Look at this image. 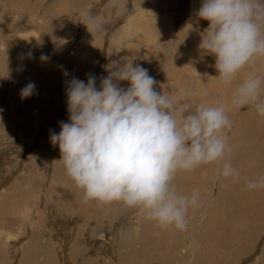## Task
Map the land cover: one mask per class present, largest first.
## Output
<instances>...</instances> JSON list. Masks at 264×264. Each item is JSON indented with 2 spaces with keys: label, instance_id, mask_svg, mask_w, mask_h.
Listing matches in <instances>:
<instances>
[{
  "label": "rangeland",
  "instance_id": "1",
  "mask_svg": "<svg viewBox=\"0 0 264 264\" xmlns=\"http://www.w3.org/2000/svg\"><path fill=\"white\" fill-rule=\"evenodd\" d=\"M27 1L29 2V0H24V1L23 0H15V1L10 0V2H9V0H0V4H1L0 8L4 7L6 9L5 11L2 8L0 9V20L2 21L3 19L7 18L8 22L13 23V20H12L13 17L18 18V21H17L18 24L9 23L12 25H9V30L6 32L7 34L5 36H3L4 39L8 40L7 46H6V49L4 48L2 50L3 51L7 50L6 53L9 51V52H12L15 54H21L22 53L21 46L27 45L30 40H32V42H35L36 44L35 43L34 44L36 46V49L38 48L36 50L37 56L32 55L33 58H32V62H31L30 67H29L30 59L28 60V63H24L20 67L21 69L19 70L18 73L22 74L24 76L27 75L26 79H24L23 81H20L22 76H19V74L15 73L13 71H9V70L6 71L5 67H4L5 69L3 67H0V73L2 72L0 74V77H1L0 78V80H1L0 81V91L1 90L4 92L6 91L5 94L7 93V96L5 98L6 100H4L6 103L0 99V114H1L0 115V135L3 136L4 142L8 143L7 140H10L12 142L9 144L14 145V146L12 145V147H14V149H10L11 152L8 154L9 155L8 161L11 159L9 161L10 163L7 165H4L2 167V169L0 170L2 172L3 178H7L9 176V170L12 169L13 166L16 167V169H14V171H13V174L6 181H4L2 178H0V186L5 188L4 191L0 192V231L5 230L4 234L12 233V234H16L17 236L20 235L21 238H23L24 236H27V237L29 236V239L31 240L30 234H33V232H30V231H32L33 227L35 228V225L38 223V220L36 218H34V219L32 218L34 220L33 221L32 219H29V217L28 218L23 217V218H21V220L18 221V219H16L17 218L16 216L18 215L19 211H21V209H19V207L21 205L24 206V203H26L27 207H31V206L33 207V204L35 203V201L39 200L41 203V201L46 199L42 196H41V198H39V197L35 198L36 194H39V189H38L39 184H41V182L44 180L40 186L41 187L44 186L43 187L44 190L49 189V187H51L49 190L52 192L55 191V193H52L51 197L52 196H58L62 190H65V189L69 188L70 186L71 187L69 188V190L71 188H73L75 190L78 189L77 186H73L74 182L72 181V183H71V180L68 179L69 177L65 178V179L63 178L64 181L62 180L63 169H61L62 164L59 161V158H60V152L58 151L59 148L57 146H53L51 144V142H48V139H50L49 138V136H50L49 130H54L56 133L57 132L59 133V131H60L59 122L68 118V112H67V108H66L67 104L65 102L66 101V94H65L66 91L65 90H66L67 85H64V83L67 84L68 81H70L73 77H75V78L80 77L79 79L85 81V80H87L86 79L87 74H93V75H96V77H97V82H98L97 87H98L99 82H100V78L105 77L108 74L104 70L105 67H102V66L105 65L106 67H108V65H111L113 61H118V60L120 61V63H123V61H125V59H126L125 58L126 56H125V54H123L124 56L122 55V57H124V60H123V58L121 57L120 54H122L123 52L127 53L129 51L128 50L129 48L133 49V51H134L131 55H130L131 51L129 52V57H130L129 60H133L134 64H138V65L147 69V67L144 65L145 61L149 60L151 58V56L155 57L156 55H160L163 59H165V62H163L164 65H167L168 64L167 63L168 58L166 56L169 55L168 50L173 49L170 45V43H171L170 41H171V37L174 36V34L172 35L169 31V33L164 35L165 34L164 30L161 29V22H162L161 20H163V19L165 20V18L169 21L171 20V23H170L171 26L168 25V28L172 27V31H174V33H176L178 35H179V33L185 31L186 33L188 32L190 34V36H193V35L195 36L196 33H194V31H192L193 29L186 30L187 26L186 25L183 26V25L187 21L193 22V25H194V22L196 23V19L198 17L197 16L198 10L194 11L195 13L192 12L194 9L197 8V6L193 7V5H192L191 9H188L187 8L188 5H185V0H165V2L163 0L165 5L160 3L161 0H158V1L157 0H117V3H116V0H86L84 3L76 4L78 7L76 5H74V3L71 0H70V2L72 5L70 3L67 4V1L65 2L64 0L60 1V2H59V0H30V3H28ZM15 5L17 7H15ZM88 5H90V6H88ZM96 6H98V7L101 6V7H99L100 12L95 17V19L91 20V19H89L90 15H91L90 12L92 11L91 9L97 8ZM27 8L28 9L30 8V10L25 11V12L20 11V10H25ZM132 9H135V10H132ZM4 12L7 14L6 16L3 15ZM142 12L145 14V16L142 17L144 19V26L147 29V30L145 29V32L148 31L147 36H150L151 38L153 36V39L155 38L154 39L155 41L153 40L154 43L151 42L147 45L145 43L146 39L145 38L142 39V34H143L144 29L139 30V31L135 30L136 31V32L134 31L135 34L132 31V35L129 33L127 35H125V30H123V29H125L126 26H124L125 28H122V26L124 25V23L127 19H129L130 17H132L134 19V17L136 18V16H138ZM1 13H2V15H1ZM28 13H30V14H28ZM20 14H22V15H20ZM72 14H73V16H71ZM102 14H104V15H102ZM176 14L178 17H176ZM186 19H187V21H186ZM190 19H192V21H190ZM22 20H23V22H21ZM24 20H25V23H24ZM26 21H28V22H26ZM150 22L154 28L149 25ZM3 24H6V23H3ZM15 25H16V27H15ZM193 25H192V27H193ZM17 26L19 27L20 30L32 28L33 30H35L34 31L35 34H34V36L29 35L28 36L29 41L27 39V42H25V44H19L16 46L13 42L15 40V37L22 39V36H15L16 35L15 32H17ZM33 26H35L34 27L35 29L33 28ZM137 26H138V23L135 22L134 28ZM132 27H133V25H132ZM156 27H157V29H156ZM163 27H164V25H163ZM183 27L185 28V30ZM192 27H190V28H192ZM159 30H160V32H159ZM102 31L104 34L102 33ZM161 32H162V34H161ZM137 33L139 36L137 38H135L136 39L135 40L133 36H137L136 35ZM188 33L185 34L184 36H187ZM157 35H159V36L163 35V36L161 38L160 37L157 38V37H155ZM164 36H170V38L165 37V39H164L163 38ZM139 37L141 39H138ZM151 38H149L148 41H151ZM9 39H11V40H9ZM82 39H84L87 42L90 41L92 43H96V45L94 47L89 46L88 50L90 48H94V52H95L94 58L96 60L99 59L101 61H99V60L92 61L88 66H86L85 63L79 64V59L85 58L84 54L87 55L86 58L89 57V59H90V55L88 53H86L87 52L86 50L83 51V49L82 50L80 49L81 50L80 52H84L83 55L78 56L75 53L73 54L74 49L78 43H79V47H80V45L82 43ZM163 39L166 41H163ZM175 39H177V38L175 37ZM198 39H199V37L196 35L194 37V40L196 41ZM161 41H163V42H161ZM11 42L13 44H11ZM178 42L179 41L176 40L174 42V44H176V45L180 44V42L179 43ZM196 42H197V44H196V46H193V50L195 48L196 49L195 52H200L201 51L199 49L200 39ZM126 43H127V45H126ZM162 43H164V44L162 45ZM30 44L31 43H29V45ZM150 44L152 46L148 47V45H150ZM158 44H159L160 50L155 51V48H153V46L158 47ZM165 45H167V46H165ZM188 45H187L188 47L185 46L186 51H189V50L191 51L192 47L190 44H188ZM194 45H195V43H194ZM12 47H13V49H12ZM19 47H20L19 50H21V51H19L17 49ZM166 47H167V49H166ZM190 47H191V49H189ZM174 50L175 49H173L171 53H173ZM13 51H15V52H13ZM75 51H76V49H75ZM9 52L7 54L12 56V54ZM77 52H79V48L77 49ZM41 53L45 54V55L47 53L48 59L43 61L41 59V56H42V55H40ZM146 53H147V56H145ZM152 53H154V55ZM22 55H25V54H22ZM147 58H149V59H147ZM142 60L144 63L142 62ZM206 60L208 61L207 67L205 69H203L205 72V73H203V74H205L203 77L205 82H207L211 76L212 79L214 77H216V80L221 85H224L217 78L218 72L215 69V61H214L215 58L210 56V55L209 56L207 55ZM83 61L86 62V60H83ZM211 62H213V63H211ZM98 64H100V65H98ZM211 64H212V66H211ZM95 65H96V67H95ZM157 65H158V63H157ZM249 66H251L254 73L261 75V76H264V67H261L260 65H252V64ZM212 67H214L215 70ZM2 68H3V70H2ZM64 68L69 73L68 77L66 78L67 82L62 81V79H61V75H62V73H64L63 72ZM101 69H102L103 74L101 73L100 74L101 76L97 75L99 73L98 71H100ZM158 70L154 69L155 74H157V75H155V74L154 75L156 77L158 76L157 78H160L161 72H160V74L157 73V72H159ZM148 71H149V74H151L153 76L151 69H149ZM193 77H194V75H193ZM11 79L15 82H10ZM201 80H202V78H201ZM29 82H34L35 84H37L36 85V94L32 95L31 97H29L27 99H21L19 92H20L21 88H23ZM85 82H87V81H85ZM120 83L122 84V82H120ZM157 88H158V86H157ZM158 90L159 89H157V91ZM58 94H60V97H61L60 99H57V97L59 98ZM62 97H65V99ZM61 99H63V100H61ZM232 100L233 99L231 98V103H232ZM61 101H63V102H61ZM60 102H61V104H60ZM54 104H57V105H54ZM64 106H65V108H64ZM3 107H5V108H3ZM55 111L57 113L53 114L52 112H55ZM254 111H256V110L253 107L248 106V105L241 106L238 108H237V106L234 105L232 115L227 112L229 119L231 121L232 127L230 129H226V134L228 137V144H229V146H231L232 151H231V153H228V155L226 154L225 159L230 160L233 163L232 164L233 166L236 165L235 168L237 169V171L239 170L238 173H240V177L243 175L241 179H242V182L245 181V183H242L241 181L236 180V179H234L235 180L234 181L232 179V177H230L232 180V182L230 183L229 177L225 178L219 174H218L219 175V177H218V175L215 174V167L219 168V170H222L224 160H221V161L215 163L214 166L212 164H208L209 167L206 168V170H204V172L198 171V172L194 173L193 172L194 170H193V171H191L192 172L191 175H182L181 177L179 176L180 179H178L176 181L175 184L178 187L177 188L178 191L181 189L180 191L182 194H187L189 196L191 195L190 193H193L194 191L198 192L199 193V200H201L200 201V207L201 208L200 207L194 208V210L192 208H190V211L188 212L187 218L188 217L189 218L187 219V221L188 222L190 221L188 223V227H187L188 232L185 231V233H182V235H186V233H187V239L185 242L184 241L176 242L172 238L174 236V233L176 236L177 235L179 236V234L181 233V231L177 230V229L174 230L173 236L171 238L165 234H163V236L162 235L160 236V232L155 231L154 229L151 230V228L149 231V233L151 232L150 234L149 233L144 234L142 236L143 239L141 237L138 238L135 230H137L136 227H138V226H136V225H138V223L140 222L139 220L141 218V214H140L141 210L139 208L133 207L132 211L129 213L127 218H125L126 215L122 214L121 213L122 211L118 212L117 207H115L113 209V208L108 207V206H110L109 203L102 204V207L104 205H105L104 207H106V209H103L104 207L101 208L102 210H105V211L111 210L113 212V215L114 214L115 215L110 217V215H108L107 213L104 212V213H102L103 216L102 215L99 216V211L95 212L98 209L90 208L87 210L88 213H86V216L89 213H90V215H88L87 217L84 215V220L86 222L85 225L81 221L82 218H79V215L75 214V213H77L75 209L72 211L67 210V211L63 212V214L67 213L66 217H65V215L63 216L64 219H66V220H63L62 217H60V216H55V217L53 216L52 219L49 218V219H51V221L53 219L55 220L57 218L56 219L57 223L53 220V222H55L54 226L55 225L57 226L58 224H60V222H58V218H60L63 222L70 221V223H69L70 225H68L70 227H68L66 224L63 225L62 227L58 226V228L60 227V229L54 230V233H53V236L55 239H60L61 237H63V239H60V241H62V243L58 245V248H59V250H61L60 254L64 258V260H63L64 264H68V261H67V259H69L68 256L71 259L70 253H71V250L73 248V244L77 240V237L80 235H82V236L78 237V239L89 244L90 248H91V252L92 253L94 252L93 256H90L89 258L87 257V259L90 260L91 262L95 261V259H96L97 260L96 264H109V262L111 264H143L142 262H144V264H145L147 259H149V261H150L149 264L150 263L151 264H189V262H190V264H206V263L207 264H212V263H214V264H228L230 262H231L230 264H236V263L243 264L244 262H245L244 264H246V263L251 264L248 261L250 260V258H253L256 255V253H258L260 255V259L264 262V232H262L264 230V224H263L264 223V208H263L264 204H262L263 207L259 208L260 205L258 206V201H256V203H252L254 199L250 198L248 200H251V204L253 206L251 208V207H248V202L246 204H244L245 201H243V202L241 201L242 197L244 198L247 196L246 195L247 193L250 196L256 193V192H252L251 194H249V192L246 193V191L244 190V187L247 185L246 184L247 180H245V179L253 180L255 178L253 181H256L260 177L264 176V140L260 139L259 137L252 138L249 135V128H251L250 125H248V123L246 121H244L243 118H241L243 116H248L250 114V112H254ZM65 114L67 116H65ZM53 115H55L57 118L54 117ZM250 115H249V117H250ZM58 116L59 117L61 116V117L59 118ZM257 117L259 118V121L256 124L255 132L260 131L261 133H263V136H264V132H263L264 131V125H262V124H264V121H263L264 117H261V116L259 117L258 115H257ZM53 118H55V119L52 120ZM58 118H59V120H57ZM67 121H68V119H67ZM67 121L65 120V122H67ZM56 122H58V123H56ZM44 131H46V132H44ZM244 131L248 132V135L242 134V132H244ZM44 133H46V134H44ZM237 133H240V134L237 135ZM250 133H253V132H250ZM233 135H234L235 139L233 138ZM245 135H247V136H245ZM44 138H45V140H44ZM240 139L243 141L240 142ZM254 140H256V141H254ZM257 140H259V141H257ZM40 141L41 142L44 141L43 146L40 145L41 144ZM35 142L37 143V145L35 144ZM24 144L25 145L30 144V145L28 146V148L24 149L19 154L17 150H20ZM32 144H34V145H32ZM230 144H232V145H230ZM251 144H253V145H251ZM40 146H41V148H43V151H42V149H40ZM33 148H35V149H33ZM44 148H48L50 150H53V153L51 156L52 158L48 157L50 155L48 153L44 152ZM250 148L253 150V152H251ZM27 149H29V150H27ZM0 150H1V148H0ZM243 150H244V152H243ZM254 150L256 152H254ZM35 151H37V152L34 154ZM1 153L2 152H0V154ZM54 154H57L58 157L53 158ZM249 154H250V156H249ZM256 154H258V155H256ZM32 155L33 156L35 155L34 157H36V158L31 157ZM233 155H235V157ZM229 156H230V158H229ZM243 156L245 157V159ZM28 157H31V160H32L31 162H33V160L35 162H37V164L35 163V167L40 169V172L44 173L45 175L41 174L40 172L37 173V171L34 169L31 171L32 168H31V166H29L30 165V159ZM233 157H234V159H232ZM32 158H34V159H32ZM236 158H240L239 161ZM44 159H46L47 161L45 162ZM39 160H41V161H39ZM242 160L244 162H242ZM245 160H247L251 164H249ZM258 160H260V165H259V163H257V162H259ZM43 161H44V163H43ZM49 161H50L51 165L49 164ZM56 161L57 162L59 161V162L57 163ZM253 161H254V163H253ZM241 162H242V165H244L245 167L238 164ZM27 163H28V165H27ZM38 163L40 165H38ZM41 164L43 165L42 166L43 168L41 167ZM47 164H49L50 170L47 169L48 168V167H46V166H48ZM237 164L240 165V167L239 166L237 167ZM56 165H58V166H56ZM52 166L53 167L56 166V167H54L55 169ZM4 167L5 168L7 167V170ZM27 167H28L27 170H29V171L26 170V172L23 173L24 169H26ZM57 167H59V168H57ZM51 168L54 170L52 171ZM247 168H248V170H247ZM45 170H46V172H44ZM253 170H255V171H253ZM248 171L250 172V174ZM59 172L61 173L62 176H60V174L58 175ZM242 172H244V173H242ZM27 174L29 175V177H32V178L37 177V180H39L38 186L35 185L34 186L35 188H32V191H31L32 194H30V198L25 202V201H21L19 198H17L15 196V194H12L11 197L6 196L7 192L10 193L12 191H16L15 189H13V187L15 185V181L17 180V178L20 176H25V178H26V176L28 177ZM40 174H41V177L43 176L44 178L43 177L41 178L39 176ZM46 174H48V175L46 176ZM245 174L247 177H251L252 179L247 178L245 176ZM57 175H58V177H57ZM45 176L46 177H49V176L52 177L51 178L52 181H53V177H54V181H55V179L57 181L59 180L60 185H59V183H55L54 181L50 185V183L52 181H48L47 180L48 178L45 180V178H46ZM184 176H187L189 178L185 179V178H183ZM200 176H206V177L203 178V180H202V178ZM219 179L221 181L223 180V182L224 181L225 182L223 184L222 183L219 184V182H220ZM186 180H188V181H186ZM1 181L3 183H1ZM46 181H47V184H46ZM65 181L68 183V184L66 183L67 185L65 184ZM63 182H64V184H62ZM237 182H240V185H239V183L236 184ZM179 183H181V185ZM6 184H7V186H5ZM207 184H208V186H207ZM54 185L55 186L59 185V186L54 187ZM61 185H63L65 187V189H64V187H61ZM234 185H235V187H237V185H238V187H237L238 190L236 188H233ZM36 186H37V188H36ZM216 186H217V188H216ZM221 186H223V187H221ZM59 187L61 188V190H59L60 189ZM219 187H221L222 190H220ZM223 188H225V189H223ZM226 188L227 189H231V188L235 189L236 191H239L240 193H237L235 195V194H233V193H236L235 190L231 189V191H229ZM182 189H183V192H182ZM200 190H201V192H200ZM262 190H264V189H262ZM0 191H1V188H0ZM224 191L225 192L227 191V192L225 193ZM80 192H82V191L80 189H78L77 193H78L79 198H77V196L74 197L75 201H72L73 204H75V205L78 204L77 206H79V205L80 206L91 205V203L94 204V201H89L90 203L88 201H87L88 203L84 202L85 200L83 199V194ZM243 192H244V194H243ZM56 194H58V195H56ZM218 194H220V195H218ZM223 194H225V195H223ZM232 194H233V196H231ZM228 195H229V197H228ZM237 195H238V197H237ZM225 196H227V197H225ZM239 196H241V198ZM239 198H240V200H239ZM232 201H234V202H232ZM220 202H222V203H220ZM85 203H86V205H85ZM216 203H218L219 208L216 207L217 206ZM254 204H256V205H254ZM36 206H37V204H36ZM223 206H224V208H223ZM230 206H232V207L238 206V208H240V209L239 210L235 209V212H233V211H230ZM244 206H245V208H242ZM257 207H258V209H257ZM221 208H223V209H221ZM242 209H244L243 210L244 213L242 211H240ZM259 209H261V210H259ZM201 210H204L205 212L201 211ZM262 210H263V212H262ZM135 211L139 214L137 215V213ZM254 211H255V213H254ZM96 213H97V215H96ZM131 213L133 214V216L131 215ZM245 213H248V214H246V216H245ZM38 214H40V213H38ZM260 214H261V216L263 215V217L258 216ZM209 216H210V218H209ZM108 217H110V218H108ZM137 217H140V218H137ZM245 217L247 219H245ZM120 218L124 219L122 223L120 222V220H121ZM257 218H259V219H257ZM27 219H29V220H27ZM137 219H138V221H137ZM144 219H147V217H145ZM72 220H74V221L77 220V221L74 222ZM194 220H195V223H194ZM251 220H253V221H251ZM32 221H33V223H32ZM78 221H81V222H78ZM110 221H112V222H110ZM116 221L119 222L118 225H117L118 222L116 223ZM191 222H193V223H191ZM206 222L208 223V225ZM18 223H23L22 224L23 227H22V225L19 227ZM197 223L198 224L200 223V224L198 225ZM52 224L53 223H51V225ZM80 224H82V225H80ZM189 224H190V226H189ZM209 224L212 226H210ZM219 224L222 227L220 229H218ZM25 225H27V226H25ZM133 225H135V228ZM254 225H256L257 227ZM154 226H157V224ZM131 227H133V229ZM260 227H262V228H260ZM209 228H211L212 230L210 229V231H207V229L209 230ZM17 229H19V230L17 231ZM104 229H105V231H104ZM65 230H66V232H64ZM160 230L164 231L165 229L160 227ZM19 231H21L22 233H20ZM33 231H34V229H33ZM190 231H191V234L189 233ZM24 232H26V233H24ZM86 232H87V234H86ZM138 232H140V230H138ZM102 233L103 234L105 233V235H107V236H105V238L106 237H107V239L109 238L108 241L105 239L102 240L101 238H99ZM153 235H154V237H153ZM242 235L244 236V238H242L243 237ZM20 236H19V238H20ZM96 236L99 239L96 238ZM225 237H227V238H225ZM258 237H259V239H258ZM90 238H92V239H90ZM165 238H166V240H165ZM87 239H90V241H88ZM133 239H134V241H133ZM0 240L2 241L1 238H0ZM138 240L141 242H139ZM17 242H19V241H17ZM21 242L18 244L15 243V246L8 247V248H10V254L9 255H11L13 253H14V255H16L15 250L18 249V250H20V252H22V250H24V248L27 252L26 251H23V252H25L26 255L29 254V251H30V250H28L29 246L27 244L24 245L23 243H22V245H23L22 246ZM132 242H134V243L131 244ZM162 242L166 243L167 247H166L165 251L160 252L158 250V248L161 246ZM98 243H100V244H98ZM129 243H130V245H129ZM149 244H151L152 246H155V247H157L159 244L160 245H159V247L155 248V247L150 246ZM156 244H158V245H156ZM140 245H141V247H140ZM169 245H172V247H170L168 249ZM17 246L20 247L21 249L17 248ZM142 246H143V248H142ZM145 246H146V249L144 248ZM147 246H148V248H147ZM51 248H54V247L51 246ZM84 248H88V250H89V247H84ZM151 248H152V250H151ZM226 248H227V250H226ZM54 249H52L53 253L55 252V251H53ZM100 249H101V251H99ZM230 249H231V251H229ZM152 252H154V253L152 254ZM123 253H125V255ZM222 253H224L223 254L224 256L221 255ZM159 254H160V256H159ZM230 254H232V255H230ZM55 255L57 256L56 252L54 253V260L56 257ZM141 255H142V257H140ZM147 255L149 256V258ZM165 255L169 256L171 259L169 261L163 260V256H165ZM252 255H254V256H252ZM21 256H22V254H21ZM21 256L19 258V261L21 259ZM85 256H86V254H85ZM155 256H158V257H155ZM191 256H192V258H191ZM215 256H216V258H215ZM201 258L202 259L204 258V259L202 260ZM223 258H225V259H223ZM213 259L215 260L214 262H213ZM218 259H220V261ZM221 259H223V260H221ZM187 260H189V261H187ZM115 262H117V263H115Z\"/></svg>",
  "mask_w": 264,
  "mask_h": 264
},
{
  "label": "clouds",
  "instance_id": "2",
  "mask_svg": "<svg viewBox=\"0 0 264 264\" xmlns=\"http://www.w3.org/2000/svg\"><path fill=\"white\" fill-rule=\"evenodd\" d=\"M197 16L208 22L199 49L215 58L222 84L264 57V0H202ZM41 59L48 57L42 54ZM121 81L128 87H121ZM96 82L93 74H87V82L68 81V122H59V133L50 130L49 136L85 202L121 201L164 229L185 231L189 209L200 207V200L198 192L178 191L180 171L224 160L219 175L241 179L225 160L232 151L226 134L232 125L219 99L194 104L187 88L171 95L157 91L158 81L148 69L128 59L113 61L99 87ZM34 94V82L20 90L21 99ZM232 103L251 106L264 117V76L248 72ZM247 187L264 189V176L248 180Z\"/></svg>",
  "mask_w": 264,
  "mask_h": 264
},
{
  "label": "bare ground",
  "instance_id": "3",
  "mask_svg": "<svg viewBox=\"0 0 264 264\" xmlns=\"http://www.w3.org/2000/svg\"><path fill=\"white\" fill-rule=\"evenodd\" d=\"M12 1V0H11ZM13 1H15V0H13ZM24 1V0H23ZM60 1H63V0H59V2ZM65 2L67 1V4L68 3H70L71 4V2H70V0H64ZM73 3H74V5H76V4H78V3H84L86 0H71ZM158 1V0H157ZM156 1V2H157ZM6 2V1H5ZM9 2H10V0H9ZM28 2V1H27ZM164 2H165V0H164ZM164 2H163V0H161L160 1V3L161 4H164ZM7 3V2H6ZM28 3H30V0H29V2ZM45 3V2H44ZM116 3H117V0H116ZM125 3V2H124ZM201 3H202V0H185V5H188V9H191V7H192V5H193V7L194 6H197V8L196 9H194L192 12H194V11H197L198 9H199V7H200V5H201ZM90 4V3H89ZM137 4V3H136ZM135 4V5H136ZM1 5V4H0ZM72 5V4H71ZM93 5V4H92ZM160 5V4H159ZM165 5V4H164ZM179 5V4H178ZM77 6V5H76ZM88 6H90V5H88ZM15 7H17L16 5H15ZM28 7V6H27ZM30 7V6H29ZM78 7V6H77ZM97 8H93V9H91L90 11V13H91V15H90V17H89V19H95V17L98 15V13L100 12V8L99 7H101V6H96ZM134 7V6H133ZM4 11L6 10L4 7H1ZM0 8V9H1ZM80 8V7H79ZM167 8V7H166ZM16 9V8H15ZM18 9V8H17ZM45 9V8H44ZM187 9V10H188ZM28 10H30V8L28 9H25V10H20V11H28ZM40 10V9H39ZM132 10H135V9H132ZM175 10V9H174ZM189 11V10H188ZM7 12V11H6ZM16 12V11H15ZM166 12V11H165ZM10 13V12H9ZM21 13V12H20ZM134 13V12H133ZM195 13V12H194ZM28 14H30V13H28ZM137 14V13H136ZM155 14V13H154ZM1 15H2V13H1ZM3 15H7L5 12H4V14ZM11 15V14H10ZM20 15H22V14H20ZM19 15V16H20ZM102 15H104V14H102ZM179 15V14H178ZM185 15V14H184ZM71 16H73V14L71 15ZM143 16H145V14L142 12V13H140L138 16H136V18L134 17V19L132 18V17H130L129 19H127L126 21H125V23H124V25L122 26V28H125L124 26H126V28L125 29H123V30H125V35H127L128 33L129 34H131L132 35V31H133V33H134V31L135 30H143L144 29V31H143V34H142V39L143 38H145L146 39V41H145V43H146V45L147 44H149V43H154V39H153V36H152V38L150 37V36H147V33H148V31L147 32H145V26H144V19L142 18ZM164 16V15H163ZM162 16V17H163ZM13 17V16H12ZM176 17H178L177 16V14H176ZM184 17V16H183ZM3 18V17H2ZM165 18V17H164ZM172 18V17H171ZM182 18V17H181ZM180 18V19H181ZM10 19V18H9ZM13 23L12 22H8V19L7 18H5V19H3L1 22H0V67H5L6 68V71H13V72H15V73H17V74H19L18 72H19V70L21 69L20 67L24 64V63H28V60L30 59V64H29V67H30V65H31V62H32V58H33V56H37V49H36V46H35V42H32V40H30L29 41V38H28V36L29 35H31V36H34V34H35V30H33L32 28H28V29H22V30H20L19 29V27L17 26V32H15V36H22V39H20V38H18V37H15V40L13 41L14 42V44L17 46V45H19V44H25V42H27V39H28V44L27 45H23V46H21V49H22V53L21 54H15V53H12V52H9V53H11L12 54V56H10V55H8L7 53H6V51H3L2 49H6V46H7V39H4L3 38V36H5L7 33V31L9 30V25H12V24H18V18H16V17H13ZM26 20V19H25ZM25 20H24V23H25ZM185 20V19H184ZM159 21V20H158ZM162 22H161V29L162 30H164V35H166L167 33H169V31H170V33L173 35L174 34V36H172L171 37V43H170V45H171V47L173 48V49H175L174 51H173V53H171L172 52V50L173 49H171V50H168V52H169V55H167L166 57L168 58V64L167 65H164V63L163 62H165V59H163L160 55H156L155 57H152L151 55V58L149 59V58H147V59H149V60H147V61H145V66L147 67V69L149 70V69H151V72L153 73V77L155 78V80H157L158 81V84H157V86H158V88L157 89H159L160 91H164L165 92V94H168V95H171V94H174L176 91H178L179 89H181V88H187L191 93H192V101H193V103L194 104H199V103H211V102H213V101H215V100H217V99H219L220 100V102L223 104V106L225 107V110H226V112H228L229 114H231L232 115V111H233V106H234V104H232L231 103V98L233 99V95H234V92H235V89H236V87L243 81V78L247 75V73L248 72H253V69L251 68V66H248V67H246L241 73H239L238 75H237V77H236V79H234L230 84H228V85H221L217 80H216V77H214L213 79H212V77L210 76V79L207 81V82H205V80H204V75L205 74H203V73H205L204 72V70L203 69H205L206 67H207V63H208V61L206 60L207 59V55H203L202 54V52L200 51V52H195V48H194V50H193V46H196V44H197V42L196 41H198L199 39H201V34L203 33V31L208 27V22L207 21H205V20H201L199 17H197V19H196V23L194 22V25H193V22H189V21H187V19H186V21L187 22H185V24L183 25V26H187L186 27V30H191V29H193L192 31H194V33H196V35L199 37V39L198 40H194V37L196 36H190V34L188 33V35L187 36H184L185 34H187L185 31L184 32H181V33H179V35L178 34H176V33H174V31H172V27L171 28H168V25H170V23H171V20L169 21V20H167L166 18H165V20L163 19V20H161ZM190 21H192V19H190ZM17 22V23H16ZM21 22H23V20L21 21ZM26 22H28V21H26ZM135 22H137L138 23V26L137 27H135L134 28V24H135ZM3 23H6V24H3ZM9 23H12V24H9ZM156 23V22H155ZM173 23V22H172ZM93 24V23H92ZM148 24V23H147ZM158 24V23H157ZM132 25H133V27H132ZM137 25V24H136ZM149 25L151 26V27H153L152 26V24H151V22L149 23ZM163 25H164V27H163ZM173 25V24H172ZM192 25H193V27H192ZM171 26V25H170ZM169 26V27H170ZM14 27V26H13ZM15 27H16V25H15ZM35 26H33V28H34ZM175 27V26H174ZM190 27H192V28H190ZM154 28V27H153ZM177 28V27H176ZM181 28V27H180ZM184 28V27H183ZM190 28V29H189ZM35 29V28H34ZM156 29H157V27H156ZM147 30V29H146ZM154 30V29H153ZM174 30V29H173ZM184 30H185V28H184ZM155 31V30H154ZM180 31V30H179ZM101 32V31H100ZM131 32V33H130ZM136 32V31H135ZM156 32V31H155ZM159 32H160V30H159ZM176 32V31H175ZM14 33V32H13ZM94 33V32H93ZM102 33H103V31H102ZM104 34V33H103ZM135 34V33H134ZM133 34V35H134ZM161 34H162V32H161ZM9 35V34H8ZM137 36H133L134 37V39L135 38H137L139 35H138V33L136 34ZM176 35V36H175ZM141 36V35H140ZM163 36V35H162ZM162 36H159V35H157V36H155V37H162ZM9 37V36H8ZM129 37V36H128ZM132 37V36H131ZM165 37H169L170 38V36H164L163 38L165 39ZM175 37L177 38V39H175ZM149 38H151V41H148V39ZM13 39V38H12ZM130 39V38H129ZM138 39H141L140 37L138 38ZM163 39V41H166V40H164ZM9 40H11V39H9ZM128 40V39H127ZM136 40V39H135ZM154 40V41H153ZM161 40V39H160ZM179 41L180 42V44H178V45H176V44H174V42L175 41ZM112 41V40H111ZM163 41H161V42H163ZM132 42V41H131ZM137 42V41H136ZM169 42V41H168ZM178 42V43H179ZM29 43H31L30 45H29ZM35 43V44H34ZM135 43V42H134ZM157 43V42H156ZM167 43V42H166ZM173 43V44H172ZM194 43H195V45H194ZM11 44H13L12 42H11ZM38 44V43H37ZM46 44V43H45ZM125 44V43H124ZM164 43H162V45H163ZM168 44V43H167ZM188 44H190L191 45V47H192V50L190 51H186V47L185 46H187ZM10 45V44H9ZM96 45V43H92V42H87V41H85L84 39H82V43H81V45H80V47H79V43L76 45V47H75V49H76V51H75V49H74V52H73V54L75 53V54H77L78 56H81V55H83L84 54V52H80L82 49H83V51H87L86 53H88L89 55H90V59H89V57L88 58H86V56L87 55H85L84 54V56H85V58H81V59H79V64H82V63H85L86 64V66H88L92 61H95L96 59L94 58V56H95V52H94V48H90L89 50H88V47L90 46V47H94ZM126 45H127V43H126ZM154 45V44H153ZM15 46V47H16ZM71 46V45H70ZM152 45L150 44V45H148V47H151ZM165 46H167V45H165ZM164 46V47H165ZM189 46V45H188ZM187 46V47H188ZM14 47V48H15ZM161 47V46H160ZM191 47L189 48V49H191ZM42 48V47H41ZM79 48V52H77V49ZM153 48H155V51L156 50H160L159 49V44H158V47H154L153 46ZM198 48V47H197ZM12 49H13V47H12ZM18 50L20 49V47L19 48H17ZM27 49V50H26ZM81 49V50H80ZM166 49H167V47H166ZM15 50V49H14ZM129 51L127 52V53H122V54H120L121 55V57H122V55L123 54H125V58L126 59H130V57H129V52H130V55L134 52L133 51V49H128ZM148 50V49H147ZM16 51V50H15ZM15 51H13V52H15ZM19 51H21V50H19ZM110 51V50H109ZM199 51V50H198ZM147 52V51H146ZM167 52V53H168ZM145 53V52H144ZM143 53V54H144ZM151 53V52H150ZM166 53V54H167ZM22 54H25V55H22ZM142 54V55H143ZM153 55H154V53H152ZM165 54V55H166ZM33 55V56H32ZM40 55H42V53L40 54ZM46 55H47V53H46ZM163 55V54H162ZM124 56V55H123ZM145 56H147V53H146V55ZM209 56V55H208ZM211 56V55H210ZM83 57V56H82ZM143 57V56H142ZM213 57V56H212ZM123 58V60H124V57H122ZM144 58V57H143ZM142 58V59H143ZM125 59V60H126ZM141 59V58H140ZM146 59V58H145ZM83 60H86V62H84ZM97 60H99V59H97ZM96 60V61H97ZM201 60V61H200ZM210 60V59H209ZM35 61V60H34ZM44 61V60H43ZM54 61V60H53ZM99 61H101V60H99ZM119 61V60H118ZM215 61V60H214ZM120 62V61H119ZM124 62V61H123ZM137 62V61H136ZM140 62V61H139ZM142 62H143V60H142ZM35 63V62H34ZM33 63V64H34ZM40 63V62H39ZM59 63V62H58ZM141 63V62H140ZM144 63V62H143ZM157 63H158V65H157ZM211 63H213V62H211ZM32 64V65H33ZM36 64V63H35ZM50 64V63H49ZM104 64V63H103ZM39 65V64H38ZM57 65V64H56ZM92 65V64H91ZM98 65H100V64H98ZM203 65V66H202ZM251 65V64H250ZM252 65H260L261 67H264V57H259V58H257L253 63H252ZM42 66V65H41ZM51 66V65H50ZM210 66V65H209ZM211 66H212V64H211ZM210 66V67H211ZM38 67V66H37ZM95 67H96V65H95ZM102 67H105L104 68V70L108 73V69H109V67H111V65H108V67H106L105 65L104 66H102ZM150 67V68H149ZM209 67V68H210ZM3 68H2V70H3ZM4 68V69H5ZM100 68V67H99ZM213 69H214V67H212ZM103 69V68H102ZM102 69L100 70V71H98L99 73L97 74V75H100L101 73H102ZM154 69H159L158 71L159 72H157V73H159L160 74V72H161V76H160V78H157L155 75H157V74H155V72H154ZM64 70H66L65 68H64ZM64 70H63V72H64ZM215 70V69H214ZM75 71V70H74ZM104 71V72H105ZM49 72V71H48ZM72 72V71H71ZM149 72V71H148ZM2 73V72H1ZM0 73V74H1ZM94 73V72H93ZM192 73V74H191ZM53 74V73H52ZM72 74V73H71ZM95 74V73H94ZM103 74V73H102ZM155 74V75H154ZM158 74V75H159ZM10 75V74H9ZM108 75V74H107ZM151 75V74H150ZM193 75H194V77H193ZM218 75V74H217ZM2 76V75H1ZM19 76H22V78L20 79V81H23L24 79H26V76H24V75H22V74H19ZM42 76V75H41ZM96 76V75H95ZM101 76V75H100ZM152 76V75H151ZM208 76V75H207ZM15 77V76H14ZM48 77V76H47ZM68 76H65L64 75V73H62V75H61V79H62V81H66V78H67ZM1 78V77H0ZM42 78V77H41ZM40 78V79H41ZM44 78V77H43ZM52 78V77H51ZM80 78V77H79ZM78 78V79H79ZM201 78H202V80H201ZM86 79H87V77H86ZM4 80V79H3ZM99 80V79H98ZM201 80V81H200ZM1 81V80H0ZM39 81V80H38ZM42 81V80H41ZM85 81H87V80H85ZM10 82H15V81H13L12 79L10 80ZM67 82V81H66ZM122 82V84L120 83V86L121 87H124V88H127L128 87V83L126 82V81H121ZM48 83V82H47ZM64 83V82H63ZM100 83V82H99ZM62 84V83H61ZM97 84H98V82H97ZM4 85V84H3ZM35 85H37V84H35ZM64 85H67L66 83H64ZM162 86V87H161ZM59 87V86H58ZM99 87V86H98ZM44 88V87H43ZM49 89V88H48ZM52 89V88H51ZM4 90V89H3ZM17 90V89H16ZM53 90V89H52ZM158 90V91H159ZM66 91V90H65ZM6 92V91H5ZM5 92L4 91H0V99L3 101V102H5L4 100H6L5 98H6V96H7V93L5 94ZM20 93V92H19ZM59 95V98L57 97V99H60L61 97H60V94H58ZM57 96V95H56ZM55 96V97H56ZM44 98V97H43ZM62 98H64L65 99V97H62ZM8 99V98H7ZM50 100V99H49ZM54 100V99H53ZM61 100H63V99H61ZM47 101V100H46ZM60 101V100H59ZM2 102V103H3ZM44 102V101H43ZM61 102H63V101H61ZM61 102H60V104H61ZM66 102V101H65ZM6 103V102H5ZM31 103V102H30ZM57 103V102H56ZM8 104V103H7ZM53 104V103H52ZM45 105V104H44ZM48 105V104H47ZM54 105H57V104H54ZM64 105V104H63ZM42 107V106H41ZM3 108H5V107H3ZM64 108H65V106H64ZM63 108V109H64ZM67 108V107H66ZM238 108V107H237ZM49 109V108H48ZM247 109V108H246ZM51 111V110H50ZM57 111V110H56ZM52 112L53 114L54 113H57V112ZM31 114V113H30ZM251 114V115H250ZM250 117H249V115L248 116H243V117H241V118H243L244 119V121H246L247 123H248V125H250V127L251 128H249V135L252 137V138H256V137H259L260 139H262V140H264V136H263V133H261L260 131H256L255 132V130H256V124H257V122L259 121V118L257 117V113H256V111H254V112H250ZM1 115V114H0ZM8 116V115H7ZM54 117H56L55 115H53ZM65 116H67L66 114H65ZM259 116V115H258ZM59 117V116H58ZM61 117V116H60ZM59 117V118H60ZM63 117V116H62ZM260 117V116H259ZM48 118V117H47ZM57 118V117H56ZM59 118L57 119V120H59ZM55 118H53L52 120H54ZM68 119V118H67ZM67 119H65L66 121H67ZM261 119V118H260ZM65 120H63L64 122H65ZM56 121V120H55ZM243 121V120H242ZM264 121V120H263ZM262 121V122H263ZM61 122V121H60ZM68 122V121H67ZM23 123V122H22ZM56 123H58V122H56ZM242 123V122H241ZM262 125H264V124H262ZM12 126V125H11ZM15 128V127H14ZM13 128V129H14ZM59 128V127H58ZM259 128V127H258ZM7 130V129H6ZM9 130V129H8ZM29 130V129H28ZM38 130V129H37ZM56 130V129H55ZM3 131V130H2ZM32 131V130H31ZM44 132H46V131H44ZM49 132H50V130H49ZM250 132H253V133H250ZM264 132V131H263ZM36 133V132H35ZM58 133V132H57ZM44 134H46V133H44ZM238 134H240V133H237V135ZM242 134H247L248 135V132H246V131H244V132H242ZM21 135V134H20ZM38 135V134H37ZM50 135V134H49ZM247 135H245V136H247ZM36 136V135H35ZM7 137V136H6ZM9 137V136H8ZM33 138V137H32ZM36 138V137H35ZM233 138H234V135H233ZM235 139V138H234ZM258 139V138H257ZM22 140V139H21ZM40 140V139H39ZM44 140H45V138H44ZM8 141V143H6V142H4V138H3V136L2 135H0V148H1V150H0V152H2L1 154H0V170L2 169V167L4 166V165H7V164H9L10 162V160L8 161V154L11 152L10 151V149H14V147H12V145H10L9 143H11L12 141H10V140H7ZM47 141V140H46ZM241 141H243V140H241L240 139V142ZM253 141V140H252ZM254 141H256V140H254ZM257 141H259V140H257ZM16 142V141H15ZM33 142V141H32ZM41 142V141H40ZM48 142H50V139H48ZM234 142V141H233ZM239 142V143H240ZM18 143V142H17ZM43 143H44V141L43 142H41V146H43ZM247 143V142H246ZM35 144L37 145V143L35 142ZM39 144V143H38ZM20 145V144H19ZM30 144H24L22 147H21V149L20 150H17L18 151V153L20 154V152H22L24 149H26V148H28V146H29ZM32 145H34V144H32ZM230 145H232V144H230ZM251 145H253V144H251ZM14 146V145H13ZM41 146H40V149H42V151H43V148H41ZM250 146V145H249ZM263 146V145H262ZM37 147V146H36ZM58 147V146H57ZM231 147V146H230ZM252 147V146H251ZM235 148V147H234ZM237 148V147H236ZM253 148V147H252ZM256 148V147H255ZM33 149H35V148H33ZM251 149V148H250ZM254 149V148H253ZM257 149V148H256ZM3 150V151H2ZM27 150H29V149H27ZM57 150V149H56ZM247 150V149H246ZM59 151V150H58ZM37 151H35L34 152V154L36 153ZM44 152H46V153H48L50 156H48L49 158L52 156V153H53V150H50V149H48V148H44ZM243 152H244V150H243ZM251 152H253V150L251 149ZM254 152H256L255 150H254ZM24 153V152H23ZM58 153V152H57ZM246 153V152H245ZM244 153V154H245ZM248 153V152H247ZM47 154V155H48ZM255 154V153H254ZM228 155V154H227ZM231 155V154H230ZM240 155V154H239ZM238 155V156H239ZM256 155H258V154H256ZM260 155V154H259ZM262 155V154H261ZM24 156V155H23ZM35 156V155H34ZM33 155L31 156V157H34ZM232 156V155H231ZM234 157H235V155H233ZM242 156V155H241ZM249 156H250V154H249ZM263 156V155H262ZM261 156V157H262ZM31 157H28L29 159H30V165L29 166H31V171L34 169V170H36L37 171V173H39L40 172V169H38V168H36L35 167V163L37 164V162H35L34 160H33V162H31L32 160H31ZM40 157V156H39ZM56 157H58L57 156V154H54L53 155V158H56ZM234 157L232 158V159H234ZM244 157V156H243ZM252 157V156H251ZM27 158V159H28ZM34 158H36V157H34ZM34 158H32V159H34ZM52 158V157H51ZM228 158V157H227ZM229 158H230V156H229ZM228 158V159H229ZM255 158V157H254ZM6 159V160H5ZM41 159V158H40ZM47 159V158H46ZM46 159H44L45 160V162L48 160H46ZM236 159H238V161H239V159L240 158H236ZM244 159H245V157H244ZM248 159V158H247ZM253 159V158H252ZM260 159V158H259ZM226 160V159H225ZM39 161H41V160H39ZM245 161H247V160H245ZM257 161V160H256ZM259 162H257V163H259V165H260V160H258ZM13 162V161H12ZM52 162V161H51ZM57 162V161H56ZM59 162V161H58ZM57 162V163H58ZM219 162V161H218ZM242 162H244L243 160H242ZM242 162L241 163H238V164H240V165H242ZM248 162V161H247ZM246 162V163H247ZM41 163V162H40ZM43 163H44V161H43ZM217 163V162H216ZM232 163V162H231ZM236 163V162H235ZM249 164H251L250 162H248ZM253 163H254V161H253ZM252 163V164H253ZM49 164L51 165V163H50V161H49ZM49 164H47L48 166H46V167H48L47 169H49ZM214 164L215 163H212V165L214 166ZM233 164V163H232ZM237 164V167L239 166L240 167V165H238ZM27 165H28V163H27ZM38 165H40L39 163H38ZM37 165V166H38ZM235 165V164H234ZM43 165L41 164V167H42ZM56 166H58V165H56ZM56 166H54V167H56ZM242 166H244V165H242ZM51 167V166H50ZM53 167V166H52ZM53 167V168H54ZM209 166H208V164L207 165H202V166H200V167H198L197 169H195L193 172L194 173H196V172H198V171H200V172H204V170H206V168H208ZM234 168L236 167V165L235 166H233ZM245 167V166H244ZM5 168V167H4ZM43 168V167H42ZM45 168V167H44ZM57 168H59V167H57ZM6 170H7V167L5 168ZM14 169H16V167H12V169H10L9 170V176L7 177V178H3V175H2V172L0 171V178H2L4 181H6L12 174H13V171H14ZM28 169V167L26 168V169H24V171H23V173H25L26 172V170ZM52 169V168H51ZM55 169V168H54ZM54 169H52V171L54 170ZM61 169H63V172H62V174H63V176L61 175V171L58 173V175L60 174V176H62V180H63V178L65 179V178H68V176L65 174V170H64V168H63V166H61ZM221 169V168H220ZM244 169V168H243ZM242 169V170H243ZM255 169V168H254ZM50 170V169H49ZM48 170V171H49ZM219 168H217V167H215V174H219ZM247 170H248V168H247ZM250 170V169H249ZM4 171V170H3ZM27 171H29V170H27ZM30 171V172H31ZM239 171V170H238ZM244 171V170H243ZM246 171V170H245ZM253 171H255V170H253ZM257 171V170H256ZM259 171V170H258ZM7 172V171H6ZM43 172V171H42ZM44 172H46V170L44 171ZM57 172V171H56ZM191 171H180L178 174H177V176H176V178H175V183H176V181L178 180V179H180V177L182 176V175H191L192 174V172L190 173ZM247 172V171H246ZM249 172V171H248ZM41 173V172H40ZM53 173V172H52ZM51 173V174H52ZM55 173V172H54ZM242 173H244V172H242ZM4 174V173H3ZM41 174H44V173H41ZM41 174L39 175L40 177H41ZM240 174V173H239ZM249 174H250V172H249ZM28 175V174H27ZM33 175V174H32ZM45 175V174H44ZM48 174H46V176H47ZM54 175V174H53ZM56 175V174H55ZM58 175H57V177H58ZM242 175V174H241ZM254 175V174H253ZM252 175V176H253ZM45 176V177H46ZM180 176V177H179ZM243 176V175H242ZM242 176H241V178H242ZM245 176H246V174H245ZM34 177V176H33ZM43 177V176H42ZM41 177V178H42ZM201 178H202V180H203V178H205L206 176H200ZM218 177H219V175H218ZM223 177V176H222ZM247 177V176H246ZM44 178V177H43ZM48 178V179H47ZM51 178L52 177H46L45 178V180L47 179L48 181H52L51 180ZM183 178H185V179H187V178H189V177H187V176H184ZM230 178V177H229ZM244 178V177H243ZM247 178H251V177H247ZM61 179V178H60ZM68 179H70V178H68ZM222 179V178H221ZM224 179V178H223ZM233 180H234V178H232ZM245 179V178H244ZM252 179V178H251ZM255 179V178H254ZM253 179V180H254ZM257 179V178H256ZM25 180V181H24ZM41 180V179H40ZM71 180V179H70ZM220 180V179H219ZM229 180V179H228ZM227 180V181H228ZM245 180H247L248 181V179H245ZM39 180H37V177H34V178H32V177H29V175H28V177L26 176V178H25V176H20V177H18L17 178V180L15 181V185H14V187H13V189H15L16 191H12V192H7L6 193V196H9V197H11V195L12 194H15V196L17 197V198H19L21 201H27L29 198H30V194H32V188H35L34 186L35 185H37L38 186V184H39V182H38ZM44 181V180H43ZM42 181V182H43ZM53 181H54V177H53ZM53 181L50 183V185L53 183ZM61 181V180H60ZM64 181V180H63ZM186 181H188V180H186ZM235 181V180H234ZM239 181H241L242 182V179L241 180H239ZM247 181H246V184H247ZM42 182H41V184H42ZM55 183H59V185H60V182H59V180L57 181L56 179H55V181H54ZM225 182V181H224ZM223 182V180L221 181L220 180V182H219V184H223L224 183ZM232 182V180H231V178H230V183ZM1 183H3L2 181H1ZM54 183V184H55ZM67 182L65 181V184H66ZM71 183H72V180H71ZM239 183V185H240V182H237L236 184H238ZM242 183H245V181H243ZM41 184H39V187H38V189H39V194H36V196H35V198H37V197H39V198H41V196L42 197H44V198H46V199H44L43 201H41V203H40V201L39 200H37V201H35V203L33 204V207L31 208V207H27L26 206V203H24V206L23 205H21L20 207H19V209H21V211H19V213H18V215L16 216L17 218L16 219H18V221L19 220H21V218H23V217H29V219H34V218H36L37 220H38V223L35 225V228L33 227V229H34V231H33V229H32V231H30V232H33V234H30L31 235V240L29 239V236L27 237V236H24L23 238H21V236H20V238H19V236H17L16 234H12V233H8V234H4V232H5V230L4 231H0V238L2 239V241L0 240V264H64V258H63V256L60 254V251L61 250H59V248H58V245L59 244H61L62 243V241H60V239H63V237H61L60 239H55L54 238V236H53V233H54V230H59L60 229V227H62L63 225H70L69 223H70V221H67V222H63L60 218H58V222H60V224H58L57 226L55 225L54 226V223L56 222V219L54 220L55 222H53V220L51 221V219H52V217L54 216H60V217H62V219L63 220H66V219H64V215H65V217H66V214H63V212L64 211H72V210H76V212L77 213H75V214H78L79 215V218H82V223L85 225L86 224V222H85V220H84V215L86 216V213H88L87 212V210L88 209H90V208H92V209H98V210H96L95 212H97V211H99V216L100 215H102V213H107L108 215H110V217L111 216H114L113 215V212L111 211V210H107V211H105V210H102L101 208H103L102 207V204L101 203H98V202H96V201H94V204H92L91 203V205H86V203H85V205L86 206H83L82 204V206H77V205H75V204H73V202L72 201H75L74 200V197H76L77 196V198H79L78 197V189H73V188H71L70 190H69V188L71 187H69V188H67V189H65V187L63 186V185H61V187H64V189L65 190H62L61 191V193L58 195V194H56V195H58V196H52L51 197V195H52V193H55V191L54 192H52V191H50L49 189L51 188V187H49V189H45L44 190V186L43 187H41L40 185ZM46 184H47V181H46ZM62 184H64V182L62 183ZM68 184V183H67ZM66 184V185H67ZM180 185H181V183H179ZM233 184V183H232ZM235 184V183H234ZM58 185V186H59ZM65 185V186H66ZM71 185V184H70ZM242 185V184H241ZM5 186H7V184L5 185ZM37 186H36V188H37ZM57 185L55 186L54 185V187H58ZM73 186H76L75 184H73ZM177 186V185H176ZM207 186H208V184H207ZM228 186V185H227ZM68 187V186H67ZM213 187V186H212ZM221 187H223V186H221ZM221 187H219L220 188V190H222V188ZM237 187H238V185H237ZM237 187H235V185H234V187L233 188H236L237 189ZM0 188H1V191L0 192H2V191H4V189L5 188H3L2 186H0ZM3 188V189H2ZM60 188V187H59ZM58 188V189H59ZM178 188V187H177ZM197 188V187H196ZM208 188V187H207ZM216 188H217V186H216ZM230 188V187H229ZM53 189V188H52ZM201 189V188H200ZM223 189H225V188H223ZM227 189V188H226ZM232 189V188H231ZM231 189H227V190H229V191H231ZM59 190H61V188L59 189ZM181 190V189H180ZM179 190V191H180ZM203 190V189H202ZM232 190H235V189H232ZM238 190V189H237ZM243 190V189H242ZM244 190L246 191V193L247 192H249V194H251L252 192H256L255 194H253V195H248V193L246 194L247 196L246 197H242V199H241V201L243 202V201H245L244 202V204H246L247 202H248V207H253L252 206V204H251V200H248V199H250V198H253L254 200H253V202L252 203H256V201H258V206L260 205V207L259 208H261V207H263L262 206V204H264V190H262L261 188H257V189H253V190H250L248 187H247V185L244 187ZM57 191V190H56ZM191 191V190H190ZM241 191V190H240ZM60 192V191H59ZM181 192V191H180ZM182 192H183V189H182ZM200 192H201V190H200ZM215 192V191H214ZM225 192V191H224ZM227 192V191H226ZM225 192V193H226ZM233 192V191H232ZM235 192L236 193H233V194H237V193H240L239 191H236L235 190ZM35 193V192H34ZM80 193H82V192H80ZM205 193V192H204ZM212 193V192H211ZM229 193V192H228ZM190 194H192V193H190ZM213 194V193H212ZM231 194V193H230ZM229 194V195H230ZM233 194L231 195V196H233ZM243 194H244V192H243ZM54 195V194H53ZM82 195V194H81ZM216 195V194H215ZM218 195H220V194H218ZM222 195V194H221ZM223 195H225V194H223ZM229 195H228V197H229ZM234 195V196H235ZM230 196V197H231ZM205 197V196H204ZM225 197H227V196H225ZM237 197H238V195H237ZM236 197V198H237ZM240 198H241V196H239ZM240 198H239V200H240ZM82 199V198H81ZM80 199V200H81ZM226 199V198H225ZM227 200V199H226ZM233 200V199H232ZM236 200V199H235ZM234 200V201H235ZM201 201V200H200ZM206 201V200H205ZM204 201V202H205ZM234 201H232V202H234ZM81 202V201H80ZM85 202V201H84ZM89 202V201H88ZM87 202V203H88ZM76 203V202H75ZM90 203V202H89ZM220 203H222V202H220ZM237 203V202H236ZM36 204H37V206H36ZM110 204V206H108V207H110V208H115V207H117V209H118V212L119 211H122L121 213L122 214H124V215H126L125 216V218H127V216L129 215V213L132 211V209H133V207H129V206H125L124 205V203L123 202H121V201H113V202H111V203H109ZM217 204V206L216 207H218V203H216ZM206 205V204H205ZM254 205H256V204H254ZM36 206V207H35ZM222 206V205H221ZM13 207V206H12ZM107 207V208H108ZM214 207V206H213ZM240 207V206H239ZM135 208V207H134ZM201 208V207H200ZM215 208V207H214ZM219 208V207H218ZM223 208H224V206H223ZM223 208H221V209H223ZM242 208H245V206L244 207H242ZM264 208V207H263ZM103 209H106V207H104ZM112 209V210H113ZM193 210H194V208H192ZM191 209V210H192ZM207 209V208H206ZM235 209L236 210H239L240 208H238V206L237 207H235V206H230V211H233V212H235ZM248 209V208H247ZM257 209H258V207H257ZM136 210V209H135ZM141 210V209H140ZM139 210V211H140ZM220 210V209H219ZM243 210L244 209H242V210H240V211H242L243 212ZM256 210V209H255ZM259 210H261V209H259ZM258 210V211H259ZM189 211H190V209H189ZM201 211H204V210H201ZM209 211V210H208ZM136 212V211H135ZM141 213V218L140 217H137V218H140V224L138 223V225H136V226H138V227H136L137 228V230H135V232L137 233V237L139 238V237H141L142 239H143V235L144 234H147V233H149V231H150V228H151V230L152 229H154L155 231H158V232H160V236L162 235L163 236V234H165V235H168L170 238L173 236V233H174V228H171V229H165L164 231H161L160 230V226L156 223V222H154V221H152V220H150V219H144L146 216V214L144 213V211L143 210H141L140 211ZM195 212V211H194ZM205 212V211H204ZM225 212V211H224ZM223 212V213H224ZM262 212H263V210H262ZM38 213H40V214H38ZM116 213V212H115ZM137 213V212H136ZM226 213V212H225ZM244 213V212H243ZM242 213V214H243ZM254 213H255V211H254ZM257 213V212H256ZM17 214V213H16ZM74 214V215H75ZM119 214V213H118ZM135 214V213H134ZM139 213H137V215H138ZM246 214H248V213H245V216H246ZM250 214V213H249ZM88 215H90V213L88 214ZM87 215V216H88ZM96 215H97V213H96ZM120 215V214H119ZM131 215L133 216V214L131 213ZM198 215V214H197ZM209 215V214H208ZM244 215V214H243ZM251 215V214H250ZM86 216V217H87ZM103 216V215H102ZM145 216V217H144ZM258 216H261V214L260 215H258ZM110 217H108V218H110ZM119 217V216H118ZM131 217V216H130ZM191 217V216H190ZM202 217V216H201ZM212 217V216H211ZM228 217V216H227ZM257 217V216H256ZM261 217H263V215L261 216ZM49 218H51V219H49ZM106 218V217H105ZM189 218V217H188ZM187 218V219H188ZM209 218H210V216H209ZM231 218V217H230ZM26 219V218H25ZM29 219H27V220H29ZM32 219V220H33ZM94 219V218H93ZM116 219V218H115ZM114 219V220H115ZM121 219V218H120ZM133 219V218H132ZM194 219V218H193ZM197 219V218H196ZM208 219V218H207ZM206 219V220H207ZM245 219H247L246 217H245ZM257 219H259V218H257ZM60 220V221H59ZM78 220V219H77ZM77 220H72V221H74V222H76ZM110 220V219H109ZM113 220V219H112ZM123 220L124 219H121L120 220V222L122 223L123 222ZM209 220V219H208ZM220 220V219H219ZM256 220V219H255ZM34 221V220H33ZM33 221H32V223H33ZM62 221V222H61ZM81 221H78V222H81ZM89 221V220H88ZM136 221V220H135ZM137 221H138V219H137ZM204 221V220H203ZM251 221H253V220H251ZM110 222H112V221H110ZM118 221H116V223H117ZM134 222V221H133ZM190 222V221H189ZM188 222V223H189ZM51 223H53L52 225H51ZM57 223V222H56ZM92 223V222H91ZM191 223H193V222H191ZM194 223H195V220H194ZM207 223V222H206ZM23 223H18V226L20 227L21 225H22ZM94 224V223H93ZM114 224V223H113ZM119 224V222L117 223V225ZM157 224V226H154V225H156ZM198 224V223H197ZM200 224V223H199ZM198 224V225H199ZM211 224V223H210ZM209 224V225H210ZM264 224V223H263ZM262 224V225H263ZM34 225V224H33ZM80 225H82V224H80ZM83 225V226H84ZM91 225V224H90ZM115 225V224H114ZM128 225V224H127ZM130 225V224H129ZM207 225H208V223H207ZM247 225V224H246ZM261 225V226H262ZM25 226H27V225H25ZM58 226H60L59 228H58ZM66 226V227H67ZM77 226V225H76ZM131 226V225H130ZM134 226V228H135V225H133ZM189 226H190V224H189ZM193 226V225H192ZM210 226H212V225H210ZM254 226H256V225H254ZM22 227H23V225H22ZM68 227H70V226H68ZM72 227V226H71ZM196 227V226H195ZM244 227V226H243ZM246 227V226H245ZM257 227V226H256ZM259 227V226H258ZM79 228V227H78ZM85 228V227H84ZM129 228V227H128ZM132 229H133V227H131ZM220 228H222L221 227V225L219 224V227H218V229H220ZM224 228V227H223ZM260 228H262V227H260ZM23 229V228H22ZM28 229V228H27ZM81 229V228H80ZM90 229V228H89ZM119 229V228H118ZM123 229V228H122ZM198 229V228H197ZM210 229L211 228H209V230L207 229V231H210ZM245 229V228H244ZM259 229V228H258ZM19 229H17V231H18ZM138 230H140V232H138ZM212 230V229H211ZM70 231V230H69ZM84 231V230H83ZM82 231V232H83ZM104 231H105V229H104ZM132 231V230H131ZM185 231H187V230H185ZM185 231H181V233L179 234V236L177 235H175V233H174V236L172 237L176 242H181V241H186V239H187V233H186V235H182V233H185ZM242 231V230H241ZM20 233H22L21 231H19ZM64 232H66V230L64 231ZM97 232V231H96ZM118 232V231H117ZM120 232V231H119ZM127 232V231H126ZM176 232V231H175ZM188 232V231H187ZM262 232H264V230L262 231ZM24 233H26V232H24ZM57 233V232H56ZM63 233V232H62ZM69 233V232H68ZM93 233V232H92ZM107 233V232H106ZM133 233V232H132ZM151 233V232H150ZM149 233V234H150ZM178 233V232H177ZM190 234H191V231L189 232ZM80 234V233H79ZM82 234V233H81ZM86 234H87V232H86ZM148 234V235H149ZM26 235V234H25ZM28 235V234H27ZM56 235V234H55ZM69 235V234H68ZM60 236V235H59ZM62 236V235H61ZM78 236V235H77ZM80 236H82V235H80ZM80 236H78V237H80ZM98 236V235H97ZM96 236V238H98ZM105 236H107V235H105V233L103 234V236H100L99 238H101L102 240L103 239H105V240H109V238L107 239V237L105 238ZM114 236V235H113ZM146 236V235H145ZM210 236V235H209ZM218 236V235H217ZM243 236V235H242ZM257 236V235H256ZM260 236V235H259ZM65 237V236H64ZM78 237H77V240L75 241V243L73 244V248H72V250H71V253H70V256H71V259H70V257L68 256V258L69 259H67V261H68V264H96V259H95V261H93V262H91L90 260H88L87 259V257L89 258L90 256H93V254H94V252L92 253L91 252V248H90V245L89 244H87V243H85L84 241H82V240H79L78 239ZM153 237H154V235H153ZM167 237V236H166ZM228 237V236H227ZM227 237H225V238H227ZM262 237V236H261ZM54 238V239H53ZM94 238V237H93ZM98 238V239H99ZM130 238V237H129ZM134 238V237H133ZM211 238V237H210ZM242 238H244V236L242 237ZM252 238V237H251ZM74 239V238H73ZM84 239V238H83ZM90 239H92V238H90ZM90 239H87L88 241H90ZM136 239V238H135ZM157 239V238H156ZM212 239V238H211ZM215 239V238H214ZM222 239V238H221ZM246 239V238H245ZM257 239V238H256ZM258 239H259V237H258ZM145 240V239H144ZM158 240V239H157ZM165 240H166V238H165ZM17 241H19V242H17ZM22 241V242H21ZM95 241V240H94ZM99 241V240H98ZM133 241H134V239H133ZM139 241V240H138ZM154 241V240H153ZM216 241V240H215ZM221 241V240H220ZM260 241V240H259ZM21 242V245H22V243L25 245V244H27L29 247H28V250H30L29 251V254L28 255H26V253L25 252H23V251H26L25 250V248H24V250H22V252H20V250H15L16 251V255H14V253L13 254H11V255H9L10 254V248H8V247H10V246H15V243H20ZM84 242V243H83ZM92 242V241H91ZM103 242V241H102ZM121 242V241H120ZM137 242V241H136ZM139 242H141V241H139ZM146 242V241H145ZM165 242V241H164ZM164 242H162V244H161V246L159 247V245L158 244H156V245H158L157 247H159L158 248V250L160 251V252H162V251H165L166 250V247H167V244L166 243H164ZM236 242V241H235ZM261 242V241H260ZM30 243V244H29ZM134 242H132L131 244H133ZM152 243V242H151ZM212 243V242H211ZM232 243V242H231ZM238 243V242H237ZM246 243V242H245ZM16 244V245H17ZM71 244V245H72ZM98 244H100V243H98ZM113 244V243H112ZM142 244V243H141ZM207 244V243H206ZM257 244V243H256ZM129 245H130V243H129ZM150 246H152L151 244H149ZM208 245V244H207ZM238 245V244H237ZM246 245V244H245ZM23 246V245H22ZM51 246H53L54 248H51ZM112 246V245H111ZM132 246V245H131ZM139 246V245H138ZM239 246V245H238ZM84 247H89V250H88V248H84ZM102 247V246H101ZM100 247V248H101ZM134 247V246H133ZM140 247H141V245H140ZM152 247H155V246H152ZM157 247H155V248H157ZM170 247H172V245H169L168 246V249L170 248ZM235 247V246H234ZM17 248H20V247H18L17 246ZM128 248V247H127ZM142 248H143V246H142ZM145 249H146V246L144 247ZM147 248H148V246H147ZM238 248V247H237ZM21 249V248H20ZM52 249H54L53 251H55L56 253H57V256L55 257V260H54V253L52 252ZM131 249V248H130ZM225 249V248H224ZM247 249V248H246ZM105 250V249H104ZM114 250V249H113ZM151 250H152V248H151ZM195 250V249H194ZM226 250H227V248H226ZM235 250V249H234ZM252 250V249H251ZM12 251V250H11ZM14 251V252H15ZM69 251V250H68ZM67 251V252H68ZM89 251V252H88ZM99 251H101V249L99 250ZM98 251V252H99ZM145 251V250H144ZM147 251V250H146ZM197 251V250H196ZM229 251H231V249L229 250ZM249 251V250H248ZM254 251V250H253ZM260 251V250H259ZM27 252V251H26ZM104 252V251H103ZM117 252V251H116ZM155 252V251H154ZM154 252H152V254L154 253ZM102 253V252H101ZM130 253V252H129ZM150 253V252H149ZM206 253V252H205ZM209 253V252H208ZM21 254H22V256H21ZM85 254H86V256H85ZM117 254V253H116ZM121 254V253H120ZM124 255H125V253H123ZM158 254V253H157ZM195 254V253H194ZM224 253H222L221 255H223ZM229 254V253H228ZM227 254V255H228ZM251 254V253H250ZM255 254V253H254ZM68 255V254H67ZM207 255V254H206ZM209 255V254H208ZM226 255V254H225ZM230 255H232V254H230ZM247 255V254H246ZM262 255V254H261ZM20 256H21V259H20V261H19V258H20ZM119 256V255H118ZM148 256V255H147ZM153 256V255H152ZM159 256H160V254H159ZM194 256V255H193ZM224 256V255H223ZM222 256V257H223ZM252 256H254V255H252ZM140 257H142V255L140 256ZM155 257H158V256H155ZM181 257V256H180ZM205 257V256H204ZM208 257V256H207ZM213 257V256H212ZM250 257V256H249ZM122 258V257H121ZM148 258H149V256H148ZM191 258H192V256H191ZM197 258V257H196ZM215 258H216V256H215ZM155 259V258H154ZM171 258L169 257V256H163V260H167V261H169ZM184 259V258H183ZM202 259V258H201ZM204 259V258H203ZM202 259V260H203ZM208 259V258H207ZM212 259V258H211ZM223 259H225V258H223ZM223 259H221V260H223ZM76 260V261H75ZM142 260V259H141ZM191 260V259H190ZM199 260V259H198ZM209 260V259H208ZM207 260V261H208ZM219 261H220V259H218ZM248 260V259H247ZM145 261V260H144ZM187 261H189V260H187ZM215 260L213 259V262H214ZM246 261V260H245ZM134 262V261H133ZM149 259H147V261L145 262V264H149ZM204 262V261H203ZM202 262V263H203ZM209 262V261H208ZM212 262V261H211ZM236 262V261H235ZM238 262V261H237ZM249 263H251V264H264V262L260 259V255L258 254V253H256V255L253 257V258H250V260L248 261ZM115 263H117V262H115ZM143 264H144V262H142ZM206 263V262H205ZM231 263V262H230ZM230 263H228V264H230ZM233 263V262H232ZM245 263V262H244ZM243 263V264H244ZM109 264H111L110 262H109ZM151 264V263H150ZM189 264H190V262H189ZM207 264V263H206ZM212 264H214V263H212ZM236 264H239V263H236ZM241 264V263H240ZM247 264V263H246Z\"/></svg>",
  "mask_w": 264,
  "mask_h": 264
},
{
  "label": "water",
  "instance_id": "4",
  "mask_svg": "<svg viewBox=\"0 0 264 264\" xmlns=\"http://www.w3.org/2000/svg\"><path fill=\"white\" fill-rule=\"evenodd\" d=\"M101 236H103V233L101 234Z\"/></svg>",
  "mask_w": 264,
  "mask_h": 264
}]
</instances>
